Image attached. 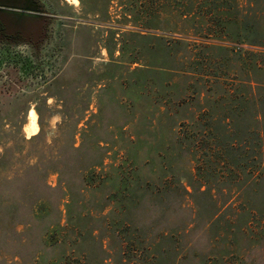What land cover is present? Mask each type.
I'll return each instance as SVG.
<instances>
[{
	"label": "rangeland",
	"instance_id": "obj_1",
	"mask_svg": "<svg viewBox=\"0 0 264 264\" xmlns=\"http://www.w3.org/2000/svg\"><path fill=\"white\" fill-rule=\"evenodd\" d=\"M37 2L43 49L0 51V264H264V0Z\"/></svg>",
	"mask_w": 264,
	"mask_h": 264
},
{
	"label": "flooded vegetation",
	"instance_id": "obj_2",
	"mask_svg": "<svg viewBox=\"0 0 264 264\" xmlns=\"http://www.w3.org/2000/svg\"><path fill=\"white\" fill-rule=\"evenodd\" d=\"M47 22L37 0H0V51L42 50Z\"/></svg>",
	"mask_w": 264,
	"mask_h": 264
},
{
	"label": "trees",
	"instance_id": "obj_3",
	"mask_svg": "<svg viewBox=\"0 0 264 264\" xmlns=\"http://www.w3.org/2000/svg\"><path fill=\"white\" fill-rule=\"evenodd\" d=\"M153 261H154V263H156L154 259H153Z\"/></svg>",
	"mask_w": 264,
	"mask_h": 264
},
{
	"label": "bare ground",
	"instance_id": "obj_4",
	"mask_svg": "<svg viewBox=\"0 0 264 264\" xmlns=\"http://www.w3.org/2000/svg\"><path fill=\"white\" fill-rule=\"evenodd\" d=\"M32 120H33V118H32Z\"/></svg>",
	"mask_w": 264,
	"mask_h": 264
}]
</instances>
